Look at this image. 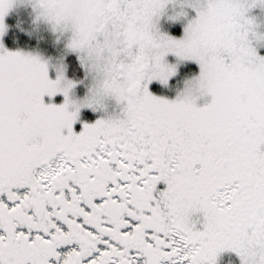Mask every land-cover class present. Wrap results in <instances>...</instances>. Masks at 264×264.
I'll return each mask as SVG.
<instances>
[{
	"label": "snow or ice",
	"instance_id": "snow-or-ice-1",
	"mask_svg": "<svg viewBox=\"0 0 264 264\" xmlns=\"http://www.w3.org/2000/svg\"><path fill=\"white\" fill-rule=\"evenodd\" d=\"M30 2L91 84L0 43V264H264V0Z\"/></svg>",
	"mask_w": 264,
	"mask_h": 264
},
{
	"label": "rangeland",
	"instance_id": "rangeland-1",
	"mask_svg": "<svg viewBox=\"0 0 264 264\" xmlns=\"http://www.w3.org/2000/svg\"><path fill=\"white\" fill-rule=\"evenodd\" d=\"M251 14L257 18V22L259 24L264 25V10L257 7L252 10ZM4 24L6 26V31L5 34L0 37V43H3V45V39L6 37V34L9 31H14L16 34L18 33L21 36H26L28 37L26 39H31L34 43L33 46H30L31 42L28 41V43L25 44V47L17 49H8L4 46V49H6L7 51H20L24 54L39 56L42 59L49 61L50 65L53 66L51 68L53 72L55 71V65H65L64 59L66 56L73 55L77 59L75 53H72L66 49L67 34L65 36H59L57 33L52 31L51 26L47 22L43 20H36V13L33 10L30 0H15L12 8L4 17ZM159 27L162 32H166L177 38L182 35L183 23L181 22L173 23L168 21L165 17L161 19ZM168 59L171 63H176L175 57H169ZM189 65L194 67V71L190 72L188 75H183L189 77L179 78V73H181L183 70H186ZM83 70V81L78 82L73 80L74 82H76V87L72 90L71 95L73 99L77 101L84 99L91 84V76L86 74L84 68ZM198 74L199 68L198 65H196L194 62H181L178 66V74L175 78H173V82L171 83V85L168 88L163 89L159 87L155 88V94L160 95L166 99L173 100L181 91H183L185 82L197 76ZM60 99L62 100L63 98L61 97ZM209 100L210 98L208 97L200 99L198 101V106H203V104L208 102ZM81 114L82 117H86L88 120H92L93 117H101L105 115L101 112L92 113L89 109H82ZM224 264H234V262L229 260Z\"/></svg>",
	"mask_w": 264,
	"mask_h": 264
},
{
	"label": "trees",
	"instance_id": "trees-1",
	"mask_svg": "<svg viewBox=\"0 0 264 264\" xmlns=\"http://www.w3.org/2000/svg\"><path fill=\"white\" fill-rule=\"evenodd\" d=\"M10 30V29H9ZM28 37L21 36L20 34H16L14 31H9L6 34V37L3 39L4 46L8 49H17L25 47L26 43L28 41L31 42L30 46H33V40L26 39ZM14 41V42H13ZM65 66H66V75L68 79L74 80V81H83L84 77V70L81 69L79 61L75 58L73 55L66 56L65 59ZM194 71V67L190 66L187 67L186 70H183L181 73H179V78L189 77V76H183L184 74H189L190 72ZM173 82V81H172Z\"/></svg>",
	"mask_w": 264,
	"mask_h": 264
},
{
	"label": "flooded vegetation",
	"instance_id": "flooded-vegetation-1",
	"mask_svg": "<svg viewBox=\"0 0 264 264\" xmlns=\"http://www.w3.org/2000/svg\"><path fill=\"white\" fill-rule=\"evenodd\" d=\"M81 69L83 70L82 66H81ZM117 112H118V109L115 107L114 102H110V106L108 108L107 114L113 115V114H116ZM96 118H99V117H93L92 120H88V122H94ZM229 260L234 262V264H240L239 258L234 253H231V252L223 253L218 259V264H224Z\"/></svg>",
	"mask_w": 264,
	"mask_h": 264
}]
</instances>
